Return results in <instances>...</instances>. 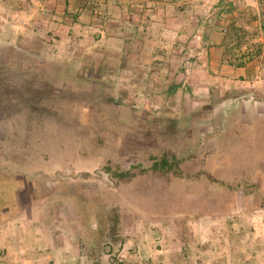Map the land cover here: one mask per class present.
Masks as SVG:
<instances>
[{"label": "rangeland", "instance_id": "1", "mask_svg": "<svg viewBox=\"0 0 264 264\" xmlns=\"http://www.w3.org/2000/svg\"><path fill=\"white\" fill-rule=\"evenodd\" d=\"M0 187V264H235L264 234V0H0Z\"/></svg>", "mask_w": 264, "mask_h": 264}, {"label": "trees", "instance_id": "2", "mask_svg": "<svg viewBox=\"0 0 264 264\" xmlns=\"http://www.w3.org/2000/svg\"><path fill=\"white\" fill-rule=\"evenodd\" d=\"M237 28L235 23L232 25V29ZM223 32H227L226 30H224ZM179 168H180V161L179 159H177L176 156H169L167 155H163L162 157H158L155 158V161L153 163L152 166V170L156 171V172H161L163 174H167L169 172H174V173H178L179 172ZM110 172H113V176L115 178L118 179H126V178H131L133 177L131 171H123V172H119V171H114L112 168L108 169ZM210 175V174H208ZM11 196L8 197V196ZM78 199V196H76ZM9 198V200H14L15 196H14V192L12 193L9 189L6 188H1L0 187V199H1V203H0V210L3 209L4 206H6L5 201ZM79 201L81 202V210L84 214V221L86 222V225L89 229V231L91 232L92 235H98V239L103 238V236H106V232L109 231V233H111L112 235H115L118 232L119 226H120V222H121V217L119 215V213L117 212V210H114L112 212L109 213V216L106 215L104 212L100 213V206H98L97 204L93 203V200L88 197H80ZM94 210H96L94 213ZM98 216L99 221V227L97 230H91V227L88 225V222L91 218ZM108 216V221H105L104 219H107Z\"/></svg>", "mask_w": 264, "mask_h": 264}, {"label": "crops", "instance_id": "3", "mask_svg": "<svg viewBox=\"0 0 264 264\" xmlns=\"http://www.w3.org/2000/svg\"><path fill=\"white\" fill-rule=\"evenodd\" d=\"M235 230V229H234ZM252 234L249 243L244 244L241 226L236 229L238 247L233 250L235 264H264V234L259 231ZM263 240V241H262Z\"/></svg>", "mask_w": 264, "mask_h": 264}]
</instances>
